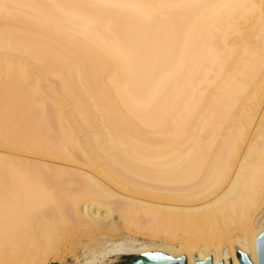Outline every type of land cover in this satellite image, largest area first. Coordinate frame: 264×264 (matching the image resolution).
<instances>
[{"label": "bare ground", "instance_id": "6f19581e", "mask_svg": "<svg viewBox=\"0 0 264 264\" xmlns=\"http://www.w3.org/2000/svg\"><path fill=\"white\" fill-rule=\"evenodd\" d=\"M264 0H0V264H259Z\"/></svg>", "mask_w": 264, "mask_h": 264}, {"label": "water", "instance_id": "95a60500", "mask_svg": "<svg viewBox=\"0 0 264 264\" xmlns=\"http://www.w3.org/2000/svg\"><path fill=\"white\" fill-rule=\"evenodd\" d=\"M258 260L259 264H264V234L258 239ZM238 257L241 260V264H253L250 258L243 254L239 253ZM173 259L166 255H161L158 253L147 254L141 257L127 259L125 264H172ZM205 264H212L209 260Z\"/></svg>", "mask_w": 264, "mask_h": 264}, {"label": "rangeland", "instance_id": "374dc122", "mask_svg": "<svg viewBox=\"0 0 264 264\" xmlns=\"http://www.w3.org/2000/svg\"><path fill=\"white\" fill-rule=\"evenodd\" d=\"M129 257H124L118 264H125V261L128 259ZM56 264V263H55Z\"/></svg>", "mask_w": 264, "mask_h": 264}]
</instances>
